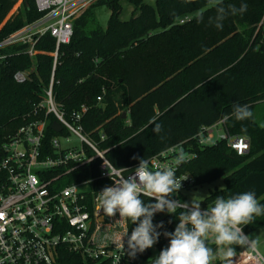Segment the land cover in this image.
<instances>
[{
  "label": "trees",
  "instance_id": "trees-1",
  "mask_svg": "<svg viewBox=\"0 0 264 264\" xmlns=\"http://www.w3.org/2000/svg\"><path fill=\"white\" fill-rule=\"evenodd\" d=\"M18 1L0 0V39L42 15L34 0H20L17 6ZM120 1L96 0L73 21V35L60 46L53 73L57 105L66 115L86 108L81 119L85 132L107 149L106 156L117 169L132 170L139 163L133 156L147 159L187 140L185 146L195 156L180 172L193 176L191 188L223 182L201 201L202 207L210 208L217 196L243 191H254L264 203V108H259L264 107V0H224L226 8H239L243 2L247 10L228 15L220 29L215 27L214 0H155V6L129 0L134 13L127 21L120 19ZM97 6L110 10L106 27L94 13ZM54 48V39L45 33L34 45L38 52L32 57L23 46L2 50L0 160L4 143L49 85ZM16 72L24 74L23 81L14 79ZM209 76L215 80H207ZM99 95L102 99L97 101ZM234 103H246L252 117L229 119L224 126L229 135L248 138V152L237 155L226 140L198 146L192 137L201 127L223 119ZM152 118L161 125L159 134L149 124ZM98 130L105 136L101 142ZM175 218L157 213L153 223L163 222V230L172 231ZM126 221L129 228L135 226ZM260 228L264 216L243 226V232ZM165 246L161 235L155 243L158 254ZM208 246L211 254L217 251L215 243ZM246 247L232 245L226 257ZM150 254L146 249L123 264H149ZM59 261L92 264L68 251L61 252ZM221 262L217 259L215 264Z\"/></svg>",
  "mask_w": 264,
  "mask_h": 264
},
{
  "label": "built area",
  "instance_id": "built-area-1",
  "mask_svg": "<svg viewBox=\"0 0 264 264\" xmlns=\"http://www.w3.org/2000/svg\"><path fill=\"white\" fill-rule=\"evenodd\" d=\"M94 1L34 0L42 15L0 39V61L5 58L2 50L12 46H23V52L32 57L38 52L34 45L45 33L55 41L49 85L33 112L2 147L0 264H61L62 251L79 255L92 264L131 261L132 257L123 251L121 238L127 231L130 234L135 226L129 228L126 218H120L118 213L106 216L102 209L98 212L96 199L101 189L121 176L126 177L134 168L129 171L115 168L106 156L107 149L100 148L99 142L82 126L86 108L66 115L53 93L58 50L69 43L75 18ZM24 78L22 72L14 74L18 82ZM101 99L99 95L97 101ZM224 121L223 118L201 127L192 139L201 147L226 140L237 155L246 154L248 138L229 135ZM54 122L61 127L59 132L52 130ZM98 133L101 142L105 136L102 131ZM186 143L187 140L179 142L147 158L150 168L156 170L170 164L180 150L184 151L187 161L193 158L195 153L187 150ZM181 166L176 176L182 180L179 191L184 192L193 187L194 178L189 172H180ZM172 198L178 199L175 194ZM246 246L242 252L244 263L264 264V239L262 250L250 241ZM124 248L127 249L126 242ZM151 262L152 259L149 264Z\"/></svg>",
  "mask_w": 264,
  "mask_h": 264
},
{
  "label": "clouds",
  "instance_id": "clouds-1",
  "mask_svg": "<svg viewBox=\"0 0 264 264\" xmlns=\"http://www.w3.org/2000/svg\"><path fill=\"white\" fill-rule=\"evenodd\" d=\"M213 7L218 29L223 27L228 15L243 14L247 10L243 2L239 8L234 5L226 8L224 0H214ZM197 19H202V15ZM207 80H215V76H209ZM251 117L252 111L246 103H234L224 119L226 122L229 119L244 121ZM149 124L153 126V133L161 132L156 118L150 119ZM132 158L139 161L134 170L101 189L96 199L98 212L102 209L106 216L118 213L120 218H126L135 225L130 234L127 231L121 238L123 251L129 257L135 258L137 253L151 248L161 235L168 239V244L152 258L151 264H209L212 251L208 246L209 235L221 247L249 243L243 226L264 216V203L258 200L254 191L239 192L227 198L217 196L210 208L201 209L199 202L172 198L173 193H178L182 187V180L177 179L176 172L188 159L183 150L174 154L170 164L156 170L150 168L149 159ZM177 209H180L178 216ZM157 213L176 216L174 230H163V222L154 224L153 218ZM125 242L127 249L124 248Z\"/></svg>",
  "mask_w": 264,
  "mask_h": 264
},
{
  "label": "rangeland",
  "instance_id": "rangeland-1",
  "mask_svg": "<svg viewBox=\"0 0 264 264\" xmlns=\"http://www.w3.org/2000/svg\"><path fill=\"white\" fill-rule=\"evenodd\" d=\"M141 1L151 6H155V0H141ZM19 3L20 0L18 1L17 6ZM91 4H89L87 7H89ZM119 5L121 8L120 19L122 21L129 20L134 13V6L129 2V0H121ZM94 13L100 25L102 27H106L110 15V10L106 6H97L94 8ZM261 106H264V103ZM259 108L262 109L264 107H259ZM222 187H223V182L222 180L219 179L209 184L200 185L195 188H190L188 190H185L184 192H182V195L177 197L182 202H191V201L199 202L201 206V201L211 191H213L216 188L220 189ZM244 234L248 235L249 241L258 250H262L261 241L264 239V228L255 229L252 231H244ZM207 239L209 243H214L213 237L211 235H209ZM148 249L151 251L150 254L151 258L157 255V251L155 250V244ZM244 250L245 249L227 258L226 256L228 255V247L227 246L221 247L217 245V251L210 255L209 264H215L217 259L222 260L220 264H246L244 263L243 261L244 257L242 256V252H244Z\"/></svg>",
  "mask_w": 264,
  "mask_h": 264
},
{
  "label": "water",
  "instance_id": "water-1",
  "mask_svg": "<svg viewBox=\"0 0 264 264\" xmlns=\"http://www.w3.org/2000/svg\"><path fill=\"white\" fill-rule=\"evenodd\" d=\"M127 117V114L124 112L122 114V118L125 119ZM51 128L52 130H54L55 132H59L61 130V127L58 123L54 122L52 125H51ZM164 237V236H163ZM164 242H165V245L167 246L168 244V239L166 237H164Z\"/></svg>",
  "mask_w": 264,
  "mask_h": 264
}]
</instances>
